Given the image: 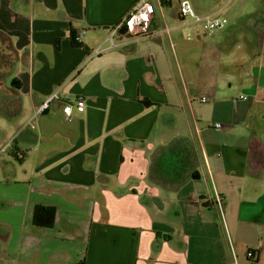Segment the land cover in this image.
<instances>
[{
  "label": "crops",
  "instance_id": "crops-1",
  "mask_svg": "<svg viewBox=\"0 0 264 264\" xmlns=\"http://www.w3.org/2000/svg\"><path fill=\"white\" fill-rule=\"evenodd\" d=\"M139 1L0 0L17 97L0 112V264H264V0L213 33L149 0L150 33L112 45Z\"/></svg>",
  "mask_w": 264,
  "mask_h": 264
},
{
  "label": "built area",
  "instance_id": "built-area-1",
  "mask_svg": "<svg viewBox=\"0 0 264 264\" xmlns=\"http://www.w3.org/2000/svg\"><path fill=\"white\" fill-rule=\"evenodd\" d=\"M160 2H166L168 0H159ZM152 4L149 0H140L132 10L117 24V26L111 32L110 42L114 45L113 34L116 33L120 28H125L128 32L130 29H134L138 34L146 35L150 33L152 27ZM178 13L182 18H190L197 23V31H204L206 33H213L215 30L224 27L227 23V19L223 16H215L211 14L201 15L198 14L188 0H181L178 5ZM85 32L81 29L78 34L74 36V41L81 42V34ZM245 98V97H243ZM58 99L56 93L49 95L43 103L40 105L37 112L44 111L48 108L50 101ZM206 95L200 98V101H206ZM85 103L82 97H77L72 100L66 101L62 105V112L66 119H70L73 110L82 111ZM214 126L218 129L222 128L220 122L214 123ZM4 152V146L0 148V153ZM215 205L218 208L219 214L222 216L221 199L219 195L215 194ZM250 254V251H249Z\"/></svg>",
  "mask_w": 264,
  "mask_h": 264
},
{
  "label": "rangeland",
  "instance_id": "rangeland-1",
  "mask_svg": "<svg viewBox=\"0 0 264 264\" xmlns=\"http://www.w3.org/2000/svg\"><path fill=\"white\" fill-rule=\"evenodd\" d=\"M190 4L193 6V2L197 5L204 3L203 7L200 8V10H203V8L207 9L205 12H200L199 14L206 15V14H213L217 12V5H222L225 0H188ZM256 2L252 0H229L227 3V6L225 8H222L221 12H223L224 17L227 19L226 26L227 27H234L237 25V13L247 11L255 6ZM214 6V8H212ZM168 11H170L172 14L175 12V6H165ZM193 8H195L193 6ZM196 9V8H195ZM219 10V11H220ZM214 14V15H215ZM241 21V20H240ZM0 127L3 128L5 131H9L10 122L4 117L0 115ZM10 132V131H9Z\"/></svg>",
  "mask_w": 264,
  "mask_h": 264
},
{
  "label": "trees",
  "instance_id": "trees-1",
  "mask_svg": "<svg viewBox=\"0 0 264 264\" xmlns=\"http://www.w3.org/2000/svg\"><path fill=\"white\" fill-rule=\"evenodd\" d=\"M126 32L127 31H126L125 28H120L118 30V33L119 34H125ZM71 41H72V43L74 45H78L79 44V42L74 41V35H73V39L71 38ZM15 84L16 83L13 82V85H11L8 88L10 90L17 89V87H16ZM6 96H7V94L5 93V87L3 88L1 86V81H0V112L2 114L9 115V118H14L15 115L14 114L10 115V113L8 112V110L5 109V105H7V104L8 105L14 104L16 102L17 97H14L13 95H10L9 96V99H8ZM11 98H13V99L10 100ZM11 102H13V103H11ZM203 204L205 206H209V204L211 205V203H208V202H204ZM213 204H216V203L213 201ZM53 218H54V211H53V209L51 207L44 206V205H38V206H36L34 208L32 220H33V224L35 226H41V227L49 226V225L52 224Z\"/></svg>",
  "mask_w": 264,
  "mask_h": 264
},
{
  "label": "water",
  "instance_id": "water-1",
  "mask_svg": "<svg viewBox=\"0 0 264 264\" xmlns=\"http://www.w3.org/2000/svg\"><path fill=\"white\" fill-rule=\"evenodd\" d=\"M242 154H244V152L242 151Z\"/></svg>",
  "mask_w": 264,
  "mask_h": 264
}]
</instances>
